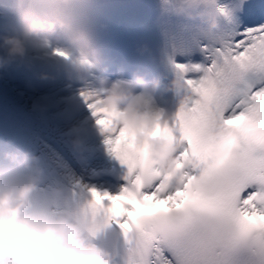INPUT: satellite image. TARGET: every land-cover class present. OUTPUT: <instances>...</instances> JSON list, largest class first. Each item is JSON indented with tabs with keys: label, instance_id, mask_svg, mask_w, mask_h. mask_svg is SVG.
<instances>
[{
	"label": "snow or ice",
	"instance_id": "snow-or-ice-1",
	"mask_svg": "<svg viewBox=\"0 0 264 264\" xmlns=\"http://www.w3.org/2000/svg\"><path fill=\"white\" fill-rule=\"evenodd\" d=\"M201 51L206 63L192 66L195 76L176 65L196 99L181 105L171 127L161 126L178 152L167 172L129 148L113 114L94 113L132 177L117 194L90 189L93 214L122 239L117 264H264V20L223 29ZM237 118L242 123L229 126ZM179 192L188 195L152 211ZM119 197L127 200L116 210ZM131 200L148 211L130 217Z\"/></svg>",
	"mask_w": 264,
	"mask_h": 264
},
{
	"label": "clouds",
	"instance_id": "clouds-1",
	"mask_svg": "<svg viewBox=\"0 0 264 264\" xmlns=\"http://www.w3.org/2000/svg\"><path fill=\"white\" fill-rule=\"evenodd\" d=\"M162 13L173 19L167 40L210 44L223 30L231 10L218 0H160ZM75 0H14L13 21L0 33V68H32L34 57L58 58L65 87L80 86L79 96L93 117L97 109L113 114L119 131H125L129 148L154 157L167 172L178 152L162 138V109L149 107L161 93L171 92L182 105L188 90L178 75L157 74L151 79L134 72L130 80L112 79L109 64L96 50L87 27L75 16ZM138 51H148L141 45ZM37 79L51 80L47 72ZM97 121V120H96ZM95 121V122H96ZM97 124V122H96ZM98 125V124H97ZM81 127L72 124L67 134L74 150L82 145ZM43 169L40 157L13 140L0 141V264H117L116 256L95 243V237L112 226L89 203L74 210H57L40 198Z\"/></svg>",
	"mask_w": 264,
	"mask_h": 264
}]
</instances>
